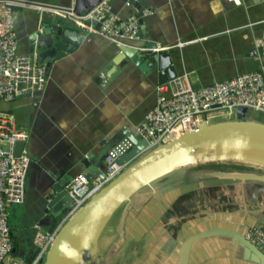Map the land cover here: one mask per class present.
<instances>
[{
	"label": "crops",
	"instance_id": "1",
	"mask_svg": "<svg viewBox=\"0 0 264 264\" xmlns=\"http://www.w3.org/2000/svg\"><path fill=\"white\" fill-rule=\"evenodd\" d=\"M25 1L68 8L73 4V0ZM110 1L113 12L122 18L138 13L137 8L124 0ZM139 2L143 11L154 12L144 16L140 27H145L148 37L158 39L159 49L170 54L178 75L186 74L193 88L256 71L264 65V50L256 45L264 35V0ZM36 6L13 10L21 53L32 54L35 48L41 54L46 53L51 37L44 35L43 25L63 28L64 21L70 23V19ZM73 29L81 28L74 25ZM83 32L86 39L77 51L55 62L51 69H47L49 58L44 60L43 67L50 78L38 106L28 97L12 103L0 101V108L11 111L18 125L28 132L27 149L32 162L22 205L25 204L30 212L36 210V200L30 198L31 190L44 200L52 184L63 181L69 173L71 181L83 172L82 158L104 167L105 154L122 140V131L135 132L156 102L160 75L146 77L134 65L121 70L120 75L112 74L115 77H110L112 80L106 86L103 78L109 76L104 71L117 54L116 43L98 34ZM163 63L160 74L168 71L169 64ZM119 66L125 67L124 63ZM208 173L203 167L185 168L173 187L154 183V191H150L153 195L146 199L147 202L138 196L130 203V208L119 214V222L111 229L113 235L116 230L121 237L112 246L109 244L114 259L124 252L150 253L152 259H160L158 264H168L172 260L177 264L182 243L193 234L225 227L245 236L248 228L264 229V183L212 178ZM150 192L145 193L149 195ZM143 207L146 213L142 222L133 224L137 215L131 210ZM23 210L21 205L11 210L12 231L17 213ZM46 214L50 219L45 229L40 222L22 228V231L31 229L30 240L28 235L20 239L14 236L16 243L26 246L27 252L33 245L35 224L50 232L56 218L49 212ZM128 215L136 217L128 219L125 226ZM126 238H133L130 240L133 244L141 240L142 246L124 250V245L129 246ZM167 242L166 251L172 249L166 254L163 248ZM189 264L255 263L244 260L241 246L228 237H220L206 239L203 244L195 242Z\"/></svg>",
	"mask_w": 264,
	"mask_h": 264
},
{
	"label": "water",
	"instance_id": "2",
	"mask_svg": "<svg viewBox=\"0 0 264 264\" xmlns=\"http://www.w3.org/2000/svg\"><path fill=\"white\" fill-rule=\"evenodd\" d=\"M102 1L104 0H73L69 8L29 2L42 8L82 16L92 11ZM124 1L137 8L140 25L143 24V7L139 0ZM69 21L70 23L63 22V28L47 23L43 25L44 35L51 37V41L47 46L49 50L38 59V67L42 68L44 60L49 58L47 69H51L55 62L74 53L84 43L86 36L82 29L74 30L76 24L72 20ZM86 24H89V21ZM147 33L145 27H141L138 40H119V43H116L117 54L104 71L109 76L105 75L103 78L106 86L115 77L112 74L120 75L121 70L130 65L137 67L146 77L159 74L160 84L166 83L165 79L170 81L178 76L170 54L160 50L158 39L148 37ZM163 62L169 64L165 75L160 74L164 68ZM123 63L124 68L119 66ZM112 66L115 70L109 75ZM122 135L133 143L132 149L119 161L121 165H126L124 171L94 194L73 216L62 220L44 264H96L100 239L114 214L123 204L130 205L138 196L147 202L146 199L153 195L150 191H154L152 185L155 181L171 172L190 167H203L212 178L264 183V123L249 119L247 108H242L241 114L235 120L203 124L197 131L187 132L179 137L180 139L171 140L154 149L147 150L148 142L137 135L136 130L135 132L123 130ZM231 144H239L241 148L234 152L235 154L229 153ZM25 145L26 142H20L16 147V153H21ZM81 161L84 166L81 174L89 181L95 174L105 179L102 166L92 164L86 158H82ZM69 176L70 173L63 181L52 184L45 197L44 212H49L53 218H63L73 203L67 187L76 176L71 181ZM146 191L150 192L149 195L145 193ZM129 208L128 206L125 210ZM220 237H228L241 246L245 261L264 264V253L248 240L246 235L225 227H214L188 237L179 249L177 264H189L195 242ZM14 241L15 254L23 256L26 246L16 243V239Z\"/></svg>",
	"mask_w": 264,
	"mask_h": 264
},
{
	"label": "built area",
	"instance_id": "3",
	"mask_svg": "<svg viewBox=\"0 0 264 264\" xmlns=\"http://www.w3.org/2000/svg\"><path fill=\"white\" fill-rule=\"evenodd\" d=\"M10 7L29 8L35 5L25 0H0V101L12 103L21 97H28L38 106L49 76L46 68L37 65V48L32 54L20 52ZM36 7L61 17L68 15L82 31L98 34L115 43L119 40L134 41L140 37L137 14L120 17L113 12L110 0L102 1L82 16ZM153 13L152 10L143 11L144 16ZM88 21L89 24H86ZM256 45L264 50V35ZM156 89L154 107L136 128L137 135L148 142L147 150L167 144L175 135L181 137L187 132L197 131L203 124H213L211 122L215 119L221 118L222 122L235 120L242 108H247V117L249 111L264 113V65L256 71L200 88H193L186 74L178 75ZM28 137L26 128L18 125L16 116L0 108V264H43L59 229L43 232L35 225L31 259L28 261L29 256L24 252L23 256L15 254L10 212L25 201L32 162L27 149ZM20 142H26V145L17 154L16 147ZM132 147V141L125 137L110 148L104 158V180L95 174L89 181L79 174L71 181L67 192L73 203L63 220L73 216L94 194L124 171L126 165H121L119 161ZM246 237L264 253L263 228H249Z\"/></svg>",
	"mask_w": 264,
	"mask_h": 264
},
{
	"label": "rangeland",
	"instance_id": "4",
	"mask_svg": "<svg viewBox=\"0 0 264 264\" xmlns=\"http://www.w3.org/2000/svg\"><path fill=\"white\" fill-rule=\"evenodd\" d=\"M55 16H57V15H55ZM21 98H25V97H21ZM21 98H19V99H21ZM248 117L251 120L264 123V113H262V112H256L255 113L253 111H249ZM222 121H223V119L219 118V119L213 120L211 123H219ZM181 170L171 172V173L165 175L164 177H162L161 179L155 181V183H157L159 186L164 185L167 187H173L174 182L178 178ZM30 198L33 201L36 200L35 201L36 210H34L33 212H30L27 209V206L25 204H24L25 206L21 205V208L24 209L22 211L23 213L18 212L16 218L14 219L15 227H13V233H14L13 235L18 239H20L21 236H27L31 232V229L22 231V228H24L25 225H31L33 222H38V223L40 222V225L42 226V228L45 229L46 224H49L50 215H47L44 212L45 198H44V200H43V198L41 199L40 196L34 192V190H31ZM156 201L157 200H154V202H156ZM125 208H127V205L123 204L121 206V208L114 214L110 223L106 227V229H105V231H104V233L100 239V244H99V249H98V258H97L96 264H158L160 259L158 257L152 259L150 253H138V254H136L135 252H124V253L120 254V257H117L116 259H114L115 254H111L109 252V250L111 248L110 245L112 243L118 242V240H121L120 239L121 237H120V235L117 234L116 230H115V234L113 235V233L111 232V229H113L117 225V223L119 222L118 221L119 220V214H122V212H124ZM26 209L28 210V212L26 211ZM131 211L136 212L135 209H132ZM145 213H146V208L143 207L139 212L135 213L137 215V218L135 219L134 222H133V220L131 222H133V224L139 225L142 222V220L145 216ZM136 215H128L127 221H125V226L127 223H129L128 219H130L132 217L134 218V217H136ZM59 225H58V227H59ZM40 229H41V227H40ZM41 231H43V230L41 229ZM43 232H45V231H43ZM137 234L140 235L141 233H137ZM29 237H30V235H29ZM132 239L133 238H129L127 240V238H126V242L129 246L124 245L123 246L124 250L125 249L129 250L130 248L140 249L139 246L140 245L142 246L141 240L136 241L134 239L136 241V244H133L132 241H130ZM203 241L204 240H201V241H198L196 243L200 242L201 244H203ZM167 244H168V242L166 243V245L163 248L166 254L169 253V251L172 249L171 248V249H168V251H166ZM210 244L218 245V247L220 246L219 244H216L213 242H211ZM107 245H109V246H107ZM166 254H165V256H166ZM112 259L114 261H112ZM147 261H149V262H147ZM168 262H169L168 264H173L174 260H172L171 262L170 261H168ZM43 264H44V262H43Z\"/></svg>",
	"mask_w": 264,
	"mask_h": 264
},
{
	"label": "trees",
	"instance_id": "5",
	"mask_svg": "<svg viewBox=\"0 0 264 264\" xmlns=\"http://www.w3.org/2000/svg\"><path fill=\"white\" fill-rule=\"evenodd\" d=\"M62 220H63V218L53 219L51 227L49 228V231L50 232L55 231ZM31 251H32V248H30L28 250V252L26 251V255L29 256V258H27L28 261L31 259L30 256H32V252Z\"/></svg>",
	"mask_w": 264,
	"mask_h": 264
},
{
	"label": "bare ground",
	"instance_id": "6",
	"mask_svg": "<svg viewBox=\"0 0 264 264\" xmlns=\"http://www.w3.org/2000/svg\"><path fill=\"white\" fill-rule=\"evenodd\" d=\"M44 11H47L46 9H44ZM47 12H49V13H52V14H56L55 12H51V11H47ZM180 136H177V135H175V137L173 138V140H176L177 138H179ZM181 138V137H180ZM179 138V139H180ZM241 148V145H239V144H231L230 146H229V149H228V151H229V153H234V152H237L239 149ZM235 154V153H234ZM196 161H198V160H196ZM194 164H196V163H194ZM188 165H190V164H188ZM192 165V164H191Z\"/></svg>",
	"mask_w": 264,
	"mask_h": 264
},
{
	"label": "flooded vegetation",
	"instance_id": "7",
	"mask_svg": "<svg viewBox=\"0 0 264 264\" xmlns=\"http://www.w3.org/2000/svg\"><path fill=\"white\" fill-rule=\"evenodd\" d=\"M63 13H64V12H63ZM65 14H66V13H65ZM64 18H65V19H69V16L66 15V17H64ZM76 26H77V25H76ZM77 27H78V26H77ZM37 52H38V59H39V58L41 57L42 54H41V52H40L39 49L37 50ZM66 214H67V213H66ZM66 214H65V215H66ZM64 217H65V216H63V218H64ZM29 235H30V233L28 234V238H27L28 240H30Z\"/></svg>",
	"mask_w": 264,
	"mask_h": 264
},
{
	"label": "clouds",
	"instance_id": "8",
	"mask_svg": "<svg viewBox=\"0 0 264 264\" xmlns=\"http://www.w3.org/2000/svg\"><path fill=\"white\" fill-rule=\"evenodd\" d=\"M12 8H15V7H12ZM20 8V7H19ZM14 10V9H13ZM13 10H12V12H13ZM53 10V9H52ZM58 11V10H57ZM60 12H62V11H60ZM52 14V13H51ZM54 15H57L58 16V14H54ZM60 16V15H59ZM61 17V16H60ZM38 50V49H37ZM44 68V67H43ZM48 73V72H47ZM48 76H49V74H48ZM5 110V109H4ZM62 222V221H61ZM10 226H11V224H10ZM58 228V227H57ZM34 229H35V226H34ZM12 233H13V231H12ZM35 234V233H34ZM34 238V237H33ZM13 239H15L14 238V235H13ZM32 249H33V245H32ZM26 251V250H25ZM25 251H24V254H25Z\"/></svg>",
	"mask_w": 264,
	"mask_h": 264
}]
</instances>
